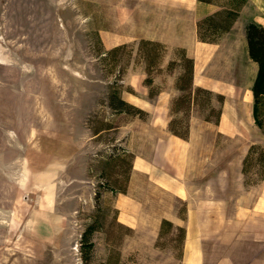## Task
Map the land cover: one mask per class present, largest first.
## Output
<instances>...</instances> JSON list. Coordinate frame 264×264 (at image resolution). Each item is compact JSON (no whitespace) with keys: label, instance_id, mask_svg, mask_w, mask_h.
<instances>
[{"label":"rangeland","instance_id":"obj_1","mask_svg":"<svg viewBox=\"0 0 264 264\" xmlns=\"http://www.w3.org/2000/svg\"><path fill=\"white\" fill-rule=\"evenodd\" d=\"M100 26V0H0V264H181V228L151 241L124 218L154 189L128 150L150 117L110 103L178 76L187 88L170 103L171 128L186 135L191 120L218 122L223 98L193 92L184 51L108 48ZM260 118L264 132V107ZM263 149L250 146L245 185L264 178Z\"/></svg>","mask_w":264,"mask_h":264},{"label":"crops","instance_id":"obj_2","mask_svg":"<svg viewBox=\"0 0 264 264\" xmlns=\"http://www.w3.org/2000/svg\"><path fill=\"white\" fill-rule=\"evenodd\" d=\"M231 3L100 0V34L108 48L150 41L182 50L193 61V92L202 88L223 98L218 122L191 120L180 136L171 130L170 119L172 99L185 91L178 76L170 86L154 77L158 90L153 95L149 88L122 96L149 113L147 126L134 129L128 150L134 167H140L135 176L155 179L149 200L141 206L134 195L123 216L151 241L163 226L181 228V264H264V178L245 185L243 172L250 146L264 141L252 90L259 65L250 57L246 35L249 21L264 25V0ZM226 13H237L231 28L204 40L199 22Z\"/></svg>","mask_w":264,"mask_h":264},{"label":"trees","instance_id":"obj_3","mask_svg":"<svg viewBox=\"0 0 264 264\" xmlns=\"http://www.w3.org/2000/svg\"><path fill=\"white\" fill-rule=\"evenodd\" d=\"M207 1V0H204ZM234 1L237 5L240 4V0H232ZM244 0H242L243 2ZM217 16V15H216ZM216 16H210L207 17L199 22V27L201 29L202 26L208 25L207 30L217 33L218 31L224 32L226 30H229L233 24V21L237 17V13H226L224 17L216 18ZM201 34V33H200ZM207 34H201V37L204 38L206 37ZM246 35H247V40H248V48H249V53L250 57L256 61L259 65L258 73L256 76V79L254 81V85L252 87L253 94H254V118L256 121V124L261 128L262 127V121L260 118V112L262 108L264 107V25L251 20L248 22L246 26ZM190 61V59H189ZM192 62V61H191ZM191 67H193V64H191ZM189 72L191 75H189ZM192 68L188 70V76L186 78V81H191L192 85ZM183 79V78H182ZM181 89L186 90L185 84L182 86L180 85ZM197 92H204L210 94L209 90H204L202 88H197ZM116 98V97H114ZM187 98V96L185 97ZM112 108L123 112H129V109H133L137 113H144L142 109L128 103L121 97H117V102L110 103ZM171 130L180 136H185L181 135L178 132H176L173 128ZM253 148V147H251ZM251 152V150H250ZM259 161L262 162L263 164V173H264V149L262 150V154L259 158ZM245 171V168H244Z\"/></svg>","mask_w":264,"mask_h":264}]
</instances>
